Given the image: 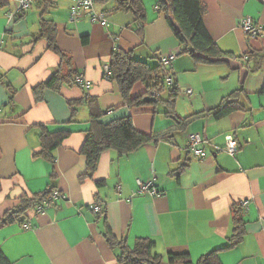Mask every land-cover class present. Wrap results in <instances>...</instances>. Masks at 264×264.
<instances>
[{"label": "crops", "instance_id": "1", "mask_svg": "<svg viewBox=\"0 0 264 264\" xmlns=\"http://www.w3.org/2000/svg\"><path fill=\"white\" fill-rule=\"evenodd\" d=\"M31 1L12 20L8 14L17 10L19 0L0 6V218L24 194L53 188L65 198L44 213L29 212V229L18 222L0 228V249L7 259L12 264H119L120 249H112L105 239L108 227L130 249L137 239L154 241L162 264H170V253L186 252L196 262L227 243L233 232L232 207L247 200L245 239L219 259L222 264H264V34L252 40L241 27L247 17L264 26V0H200L205 27L219 48L244 57L257 54L249 63L253 73L243 82L226 65L197 64L189 54L178 55V40L157 11L158 0H142L147 15L143 37L134 29V16L112 11V1L98 5L109 23L104 26L87 17L72 22V3L53 0L44 18L55 23L58 48L72 58L77 78L83 75L91 88L87 92L77 84L45 90L41 101H36L34 88L59 70L61 58L45 39H38L40 0ZM116 49L133 51L151 66L162 56L177 55L171 71L179 88L176 117L208 112L240 88L247 94L240 98L243 110L220 119L201 116L181 127L165 114L168 106L162 102L130 109L117 84L104 77L103 67ZM145 88L136 84L132 97ZM181 88L192 89L193 95L181 94ZM88 97L96 98L102 111L113 109L101 121L131 115L137 130L158 140L125 156L104 152L93 178L80 180L86 172L81 149L90 111L81 105L72 118L69 104ZM169 98V93L160 95L163 101ZM43 128L71 131L53 164L35 156L41 151ZM193 133L205 139V158L188 149ZM229 143L236 145L234 155L226 151ZM138 181L153 182L163 195L137 193ZM97 204L104 214L94 210Z\"/></svg>", "mask_w": 264, "mask_h": 264}, {"label": "trees", "instance_id": "2", "mask_svg": "<svg viewBox=\"0 0 264 264\" xmlns=\"http://www.w3.org/2000/svg\"><path fill=\"white\" fill-rule=\"evenodd\" d=\"M114 1L112 11L131 13L134 16V29H137L139 36L143 37V28L147 20L146 10L142 0H106L101 4ZM9 0H0V6H8ZM54 5L53 0H40L38 8L41 10L40 34L38 39H45L49 49L60 56L61 64L59 70L36 88L34 94L36 101H41L45 90L59 91L63 86L77 85V70L74 67L73 60L66 53L61 51L56 43L57 28L53 21L44 18L48 10ZM157 11L162 14L175 38L179 43V54H189L197 64L202 65H226L238 71L240 81L243 82L246 77L253 73L249 67L251 58L257 54L247 53L246 56L224 51L215 43L208 30L205 27L203 16L206 12L204 5L200 0H158ZM137 23L143 27L136 26ZM143 40V39H142ZM86 42V41H85ZM260 56H263L260 54ZM259 56V57H260ZM160 60V58H159ZM110 74H104V77L117 84L119 92L130 109L148 105L144 101L145 97L155 98V104L164 103L168 106L165 112L168 116H173L179 126H186L195 118L212 115L215 119L223 118L234 111L243 110L240 106L241 95L247 96L243 88L237 89L225 98L221 103L208 112H198L186 118L174 116V104L179 93V88L173 83L171 86L165 84L168 77H172V65L163 66L160 62L156 66H150L148 62L134 57L133 51L116 49L110 60ZM145 85V92L133 98L132 92L136 84ZM167 89L170 98L167 101L160 99V95ZM264 93V87L262 89ZM86 104L90 111V129L87 131L86 141L81 149V154L85 159L86 172L80 175V180L85 178L92 179L98 169L101 155L106 151H115L119 156L128 155L145 144L157 139V135L143 133L136 129L132 116L115 119L105 123L101 121L111 110L102 111L99 108L98 100L94 97H88V100L71 102L72 118L76 116L79 106ZM71 119L66 124H71ZM71 135V131L60 130L50 133L43 128L40 134L41 151L35 156L43 157L49 163L55 161V152L63 144L64 140ZM102 182H97L101 187ZM54 189H46L43 192L34 195L24 194L19 198V203L14 208L6 211L0 218V228L12 223H21L22 226L28 219L29 212L34 211L43 202L53 195ZM54 205V204H53ZM52 206V205H51ZM99 214H104V209L97 204ZM233 232L227 239V243L220 248L214 249L203 254L194 262L189 253H170L168 261L170 264H222L219 255L222 252L230 251L239 246L246 236L245 211L241 204H234L232 207ZM105 239L112 249L119 248V264H162L163 257L155 253V242L149 239H137L133 249H130L125 241H118L113 233L106 228ZM0 264H12L3 251L0 249Z\"/></svg>", "mask_w": 264, "mask_h": 264}, {"label": "built area", "instance_id": "3", "mask_svg": "<svg viewBox=\"0 0 264 264\" xmlns=\"http://www.w3.org/2000/svg\"><path fill=\"white\" fill-rule=\"evenodd\" d=\"M72 3L71 7V21L72 22H78L81 21L84 17H87L91 22L94 23H100L104 26H108V20L106 18V15L103 11H100L98 9V5L101 4V2L106 0H68ZM32 4L31 0H19V5L17 10L10 12L8 14V19L12 20L14 17L18 16L19 13L27 10ZM136 26L143 27L140 23H137ZM241 27L243 31L248 35V37L252 40L258 39L262 34H264V26L255 24L253 20L250 17H247L242 20ZM176 54H171L169 56H162L160 57L159 62L165 66L168 67L171 65V63L176 59ZM104 74H110L111 68L109 64H106L104 67ZM76 83L81 86L83 89H85L87 92L91 88V82L87 81L83 75L79 76L76 80ZM174 83V79L172 77H168L165 80V84L168 86H171ZM184 93L188 95H193L192 89H183ZM205 143V139L201 133H193L189 136V147L188 149L190 152L200 158H205L207 156V153L202 149V145ZM226 151L234 155L237 151L236 145L229 143L226 147ZM137 193L144 194L149 193V195L153 197H160L163 195L161 191H159L153 182L149 183H142L141 181H138V190ZM65 197L61 195L59 192H54L53 195L47 200L43 202L41 206L37 208L38 213H44L51 205L57 203L60 199H64ZM241 206L244 210L248 209L249 201L245 200L242 201ZM94 210H98L97 207L94 208ZM31 226L30 224H25L23 226L24 229H29Z\"/></svg>", "mask_w": 264, "mask_h": 264}, {"label": "water", "instance_id": "4", "mask_svg": "<svg viewBox=\"0 0 264 264\" xmlns=\"http://www.w3.org/2000/svg\"><path fill=\"white\" fill-rule=\"evenodd\" d=\"M155 100H156L155 98H151V97H145V98H144V101H145V102H152V101L155 102Z\"/></svg>", "mask_w": 264, "mask_h": 264}, {"label": "rangeland", "instance_id": "5", "mask_svg": "<svg viewBox=\"0 0 264 264\" xmlns=\"http://www.w3.org/2000/svg\"><path fill=\"white\" fill-rule=\"evenodd\" d=\"M112 2H114V1H112ZM152 62V61H151ZM152 64H150V66H151ZM170 67V65L168 66V68ZM173 76V75H172ZM184 88H181V91L183 90ZM182 93H184L183 91L181 92V94ZM164 94H168V91H167V89L165 90V92H164ZM163 98L165 99L166 97L165 96H163Z\"/></svg>", "mask_w": 264, "mask_h": 264}]
</instances>
